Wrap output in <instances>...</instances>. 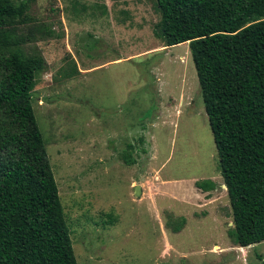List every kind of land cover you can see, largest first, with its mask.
I'll return each mask as SVG.
<instances>
[{"label": "rangeland", "instance_id": "374dc122", "mask_svg": "<svg viewBox=\"0 0 264 264\" xmlns=\"http://www.w3.org/2000/svg\"><path fill=\"white\" fill-rule=\"evenodd\" d=\"M158 21L154 0H34L10 24L17 48L43 60L31 107L75 262L264 264V241L227 237L188 44L163 47ZM128 144L131 165L120 159ZM200 180L214 190L194 188Z\"/></svg>", "mask_w": 264, "mask_h": 264}, {"label": "trees", "instance_id": "16d2710c", "mask_svg": "<svg viewBox=\"0 0 264 264\" xmlns=\"http://www.w3.org/2000/svg\"><path fill=\"white\" fill-rule=\"evenodd\" d=\"M34 0H0V264H76L32 107L41 56L10 24ZM163 47L187 43L228 200L230 242L264 241V0H154ZM141 139H139V142ZM135 146L120 159L134 163ZM207 193L211 180L193 183ZM181 218L172 228L178 232Z\"/></svg>", "mask_w": 264, "mask_h": 264}, {"label": "water", "instance_id": "95a60500", "mask_svg": "<svg viewBox=\"0 0 264 264\" xmlns=\"http://www.w3.org/2000/svg\"><path fill=\"white\" fill-rule=\"evenodd\" d=\"M222 188H224V186L222 185ZM140 194V189L139 186H135L133 188V196H138Z\"/></svg>", "mask_w": 264, "mask_h": 264}, {"label": "crops", "instance_id": "0c3cea01", "mask_svg": "<svg viewBox=\"0 0 264 264\" xmlns=\"http://www.w3.org/2000/svg\"><path fill=\"white\" fill-rule=\"evenodd\" d=\"M182 58V57H181Z\"/></svg>", "mask_w": 264, "mask_h": 264}]
</instances>
